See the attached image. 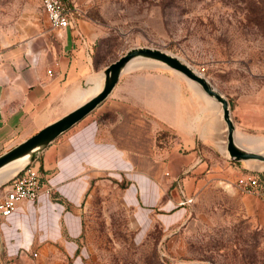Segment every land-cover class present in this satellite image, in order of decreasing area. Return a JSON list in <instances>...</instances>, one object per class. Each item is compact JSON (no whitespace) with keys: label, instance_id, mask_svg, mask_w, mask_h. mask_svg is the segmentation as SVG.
Returning a JSON list of instances; mask_svg holds the SVG:
<instances>
[{"label":"crops","instance_id":"1","mask_svg":"<svg viewBox=\"0 0 264 264\" xmlns=\"http://www.w3.org/2000/svg\"><path fill=\"white\" fill-rule=\"evenodd\" d=\"M42 13L40 0H16L14 8L0 0V155L76 108L81 88L99 79L97 29L78 19L75 29L51 30ZM221 130L209 135L195 118L176 74L122 76L36 158L44 190L0 218V264H88L84 208L98 185L116 191L135 239L155 227L167 237L190 217V203H180L209 177L250 173L223 157Z\"/></svg>","mask_w":264,"mask_h":264},{"label":"rangeland","instance_id":"2","mask_svg":"<svg viewBox=\"0 0 264 264\" xmlns=\"http://www.w3.org/2000/svg\"><path fill=\"white\" fill-rule=\"evenodd\" d=\"M4 3L14 8L16 0ZM74 3L79 19L97 29L92 60L99 78L130 48L165 50L195 68L227 99L237 140L264 138V0ZM42 17L45 22L43 13ZM134 67L122 76L154 71L176 74L149 63ZM176 76L181 80L182 99L195 118L208 125L209 135L217 127L223 129L219 106H208L191 82ZM220 137L224 142L222 130ZM221 153L224 157L222 148ZM237 164L247 168L243 173L263 170L257 163ZM236 180L228 170L221 177H209L195 191L184 225L167 237L155 227L140 242L133 237L116 191L98 185L88 194L84 208L88 264H264V198L243 193Z\"/></svg>","mask_w":264,"mask_h":264},{"label":"water","instance_id":"3","mask_svg":"<svg viewBox=\"0 0 264 264\" xmlns=\"http://www.w3.org/2000/svg\"><path fill=\"white\" fill-rule=\"evenodd\" d=\"M132 62L149 63L165 68L197 85L210 101L219 106L220 119L224 124L223 131L225 132V140L222 141L224 158L232 163H257L262 165L264 170V151L261 148L244 147L237 140L236 128L231 118L227 99L201 73L165 50L153 47H134L102 71V85L89 99L2 153L0 172L20 161H24L22 167L31 163L49 144L96 110L112 94L124 70ZM6 181L1 182L0 186Z\"/></svg>","mask_w":264,"mask_h":264},{"label":"built area","instance_id":"4","mask_svg":"<svg viewBox=\"0 0 264 264\" xmlns=\"http://www.w3.org/2000/svg\"><path fill=\"white\" fill-rule=\"evenodd\" d=\"M40 5L51 30L75 29L80 14L77 7L68 5V0H40ZM43 179L44 175L35 159L2 184L4 195L0 200V218L8 217L20 201H36L45 187ZM236 185L245 194L264 198V170L241 175ZM188 203H191V199L180 204Z\"/></svg>","mask_w":264,"mask_h":264},{"label":"bare ground","instance_id":"5","mask_svg":"<svg viewBox=\"0 0 264 264\" xmlns=\"http://www.w3.org/2000/svg\"><path fill=\"white\" fill-rule=\"evenodd\" d=\"M136 64L137 65L138 64L140 65L142 63H138V62H132V63H130L126 67V69L124 70L123 74L126 73V72H128L129 70L131 71L132 68L138 67V66H135L134 67V65H136ZM93 83H94V85L90 86L88 89H85L84 88L85 90H82L81 91L80 96L77 98V100L80 102V104L83 103L84 101H86L87 99H89L94 93H96V91L102 85V78L100 77L99 79H97ZM192 86H193L194 91L205 100V102L207 103L208 106L211 105L214 108L215 107L218 108L217 104L211 102L210 99L207 98L201 92V90L199 89V87L197 85H195L194 83H192ZM239 141H240V143L242 145H246V146L252 147V149H256V148H261L262 150L264 149V138L263 137L262 138H257V137L256 138H245V139L243 138V139H241ZM23 165H24V161H20V162H17V163H14V164L10 165L9 167H7L3 171H1L0 172V183L3 182V181L8 180L9 178H11L18 170H20L22 168ZM259 168H263V166L262 165H259Z\"/></svg>","mask_w":264,"mask_h":264}]
</instances>
